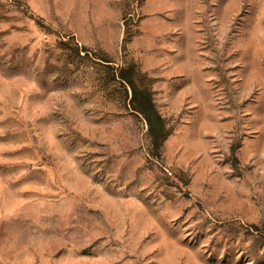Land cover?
<instances>
[{"label":"rangeland","instance_id":"obj_1","mask_svg":"<svg viewBox=\"0 0 264 264\" xmlns=\"http://www.w3.org/2000/svg\"><path fill=\"white\" fill-rule=\"evenodd\" d=\"M0 264H264V0H0Z\"/></svg>","mask_w":264,"mask_h":264},{"label":"trees","instance_id":"obj_2","mask_svg":"<svg viewBox=\"0 0 264 264\" xmlns=\"http://www.w3.org/2000/svg\"><path fill=\"white\" fill-rule=\"evenodd\" d=\"M120 72L119 78L125 81L131 90V109L143 117L151 141L155 143L161 142L166 135L164 121L156 110L150 93L147 90H139L130 79L125 78Z\"/></svg>","mask_w":264,"mask_h":264}]
</instances>
